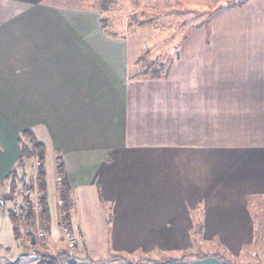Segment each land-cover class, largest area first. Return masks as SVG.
Wrapping results in <instances>:
<instances>
[{
    "label": "crops",
    "instance_id": "crops-1",
    "mask_svg": "<svg viewBox=\"0 0 264 264\" xmlns=\"http://www.w3.org/2000/svg\"><path fill=\"white\" fill-rule=\"evenodd\" d=\"M257 1L222 4L211 14L209 48L180 47L164 79H131L126 42L98 33L95 12L0 0V197L8 204L13 191L24 205L32 195L10 191L7 180L20 133L45 147V212L31 220L0 209V236L18 256L41 253L46 242L65 247L67 226L78 263L151 264L191 249L196 210L198 233L220 249L172 264H229L223 251L238 256L255 242L254 206L264 200V4L245 6ZM42 214L49 227L40 239Z\"/></svg>",
    "mask_w": 264,
    "mask_h": 264
},
{
    "label": "rangeland",
    "instance_id": "rangeland-1",
    "mask_svg": "<svg viewBox=\"0 0 264 264\" xmlns=\"http://www.w3.org/2000/svg\"><path fill=\"white\" fill-rule=\"evenodd\" d=\"M43 1L47 3L48 7L51 5L49 8L53 7L52 9L56 11L62 10L74 14L80 13V11L95 12L99 16V18L97 17L99 21L98 33L108 37L112 35V37L121 38L126 42L129 73L148 66L149 69L162 74L168 69L171 60H177V52L180 47L190 48L191 41H196L197 47L209 48L211 14L220 10L224 11L221 7L222 4L228 8L244 6L242 2L248 0ZM258 2L264 4V0H258L252 5L248 4L245 8L253 9V5H256L257 9H260ZM101 23L103 28L100 26ZM195 27H200L197 35L193 34ZM23 170L28 171L24 174L27 178L34 174V170L29 169L28 165ZM254 213L257 216V221L260 222L255 231V242L238 256L222 252L225 259L232 264H264V200L259 202V207L254 206ZM193 215L192 246L190 250L180 253L183 258L193 255L196 257L208 255L220 249L216 247V241H206L202 234L198 233L195 224L198 219L197 210L193 212ZM77 244L76 242L75 246L71 247L66 242L65 247L61 248L46 242L41 252H49L53 257L58 258L59 262L56 261V264H71L75 263V258L78 260L74 255L77 252ZM14 251L10 242H7L3 235L0 236V264H44L41 260L42 253L34 254L31 251L32 254L28 255L29 257L20 256L16 259L18 254ZM63 252L67 258H64ZM82 260H85L84 257ZM80 263L87 264L84 261Z\"/></svg>",
    "mask_w": 264,
    "mask_h": 264
},
{
    "label": "trees",
    "instance_id": "trees-1",
    "mask_svg": "<svg viewBox=\"0 0 264 264\" xmlns=\"http://www.w3.org/2000/svg\"><path fill=\"white\" fill-rule=\"evenodd\" d=\"M103 23V22H102ZM101 23V27L103 28ZM174 60H171L169 63L168 69L166 72L162 73L161 72H155L151 69H149L148 66H145V68H139L137 71H134L132 73L128 72V78H147V79H164L169 71L170 68L173 64ZM129 71V69H128ZM18 142L21 148V156L17 160L15 167L11 170V172L7 176V180L9 181V186H10V191L14 190V188H18L20 192L22 193L23 196H27L30 191L33 189L34 184L37 183L38 188L40 191H42L43 195V200H42V208L41 212H45L44 208V155H45V147L44 145L37 141L36 138L32 135L31 132L29 131H23L20 133ZM28 165V168L31 170H35L36 173V179L35 181L33 180H23V177L18 176V170H23L25 167ZM56 169L57 171L61 172L62 170V161L57 158V163H56ZM20 179V180H19ZM18 182H21L20 185L18 186ZM59 198L61 201V208H62V218L65 223L69 225L68 219H69V213L68 210L70 208V200H69V194L66 190V187L64 184H61V188L59 191ZM25 218L27 219H33L35 216L33 207H32V202L30 199H27L24 205V215ZM18 218V217H15ZM42 218L44 221V226L45 228L48 229V217L45 214H42ZM110 218V217H109ZM110 221V219H108ZM17 229V228H16ZM31 229L32 228H28ZM256 231V228H255ZM34 233V232H33ZM255 241V240H254ZM34 253H36L34 251ZM42 253V262L44 264H56V259L55 257L52 256L49 252H41ZM63 256L65 257V253L63 252ZM219 258H223L222 255H215ZM183 256H169L165 258L164 260H149L151 264H172V263H177L179 261H183ZM229 264H232L228 262ZM71 264H76V263H71ZM127 264H133L132 261H128Z\"/></svg>",
    "mask_w": 264,
    "mask_h": 264
},
{
    "label": "built area",
    "instance_id": "built-area-1",
    "mask_svg": "<svg viewBox=\"0 0 264 264\" xmlns=\"http://www.w3.org/2000/svg\"><path fill=\"white\" fill-rule=\"evenodd\" d=\"M58 181H60V178H58ZM31 192L32 195L30 196L29 199L32 202L34 213L37 214L40 212L42 208L43 195L42 192L39 190L38 185H35L31 190ZM11 198H13L12 202L8 204L5 197H0V209H8L15 217L21 218L24 215V202L22 200L20 201L17 199L18 193L16 191L12 192ZM63 232L67 244L71 247H74L76 243V237L74 236V234L68 229L67 226H65ZM44 236H45V228L44 225H41L39 226L37 237L42 239ZM55 259L57 262H59L58 258Z\"/></svg>",
    "mask_w": 264,
    "mask_h": 264
},
{
    "label": "water",
    "instance_id": "water-1",
    "mask_svg": "<svg viewBox=\"0 0 264 264\" xmlns=\"http://www.w3.org/2000/svg\"><path fill=\"white\" fill-rule=\"evenodd\" d=\"M31 240H32V242H34V234L33 233H31ZM21 255H26V253H22ZM21 255L19 254V256H17L16 259H18Z\"/></svg>",
    "mask_w": 264,
    "mask_h": 264
}]
</instances>
